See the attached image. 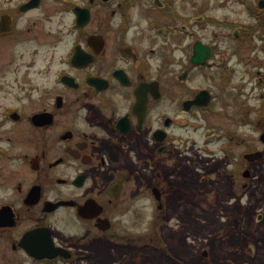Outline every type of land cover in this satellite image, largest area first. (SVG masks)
I'll return each instance as SVG.
<instances>
[{
  "label": "flooded vegetation",
  "instance_id": "1",
  "mask_svg": "<svg viewBox=\"0 0 264 264\" xmlns=\"http://www.w3.org/2000/svg\"><path fill=\"white\" fill-rule=\"evenodd\" d=\"M30 1L0 0V264H193L182 202L263 165L264 0Z\"/></svg>",
  "mask_w": 264,
  "mask_h": 264
},
{
  "label": "rangeland",
  "instance_id": "2",
  "mask_svg": "<svg viewBox=\"0 0 264 264\" xmlns=\"http://www.w3.org/2000/svg\"><path fill=\"white\" fill-rule=\"evenodd\" d=\"M10 1L16 4L20 0H5V5ZM246 23L254 26L250 21ZM37 45L42 49L48 47ZM29 46L31 44L7 45L5 52L10 55L6 60L11 57L13 61ZM256 104L264 111V99L257 100ZM254 131L244 125L239 130L248 142L256 144ZM244 148L241 144L230 148L234 159L227 164V171H232L231 175L221 172L220 178L209 185L193 187V199L183 201L181 211L175 213L174 237H170V231H165L167 243L175 246L182 260L188 262L193 255L190 260L193 264H264V161L255 176L245 180L242 177L244 160L240 159ZM243 183H249V187L244 188ZM187 191L182 190L179 197H185ZM259 216H263L262 219ZM204 251L208 252L207 259L203 257ZM151 253L156 257L153 251ZM156 259L165 264H178L168 253L165 257L157 255Z\"/></svg>",
  "mask_w": 264,
  "mask_h": 264
},
{
  "label": "water",
  "instance_id": "3",
  "mask_svg": "<svg viewBox=\"0 0 264 264\" xmlns=\"http://www.w3.org/2000/svg\"><path fill=\"white\" fill-rule=\"evenodd\" d=\"M35 5H37L36 0H31L29 3L25 4V7H26V9H29V8H32ZM3 24H4V21L0 22V27ZM262 137H263V140H264V134L262 135ZM262 156H263L262 153H252L250 155H246V159H248L249 161H255V160H258V159L262 158ZM243 176H244V178L249 179V178H251L252 174L248 170V171L244 172ZM259 219H262V216H259ZM203 256L208 258V252L204 251Z\"/></svg>",
  "mask_w": 264,
  "mask_h": 264
}]
</instances>
